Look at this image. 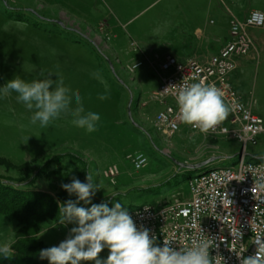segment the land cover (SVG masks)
Returning a JSON list of instances; mask_svg holds the SVG:
<instances>
[{
    "label": "rangeland",
    "instance_id": "obj_1",
    "mask_svg": "<svg viewBox=\"0 0 264 264\" xmlns=\"http://www.w3.org/2000/svg\"><path fill=\"white\" fill-rule=\"evenodd\" d=\"M239 10L264 12V0H0V88L16 76L31 81L52 72V80L62 77L64 86L80 92L85 109L101 117L92 133L74 126L70 116L42 128L30 123L33 111L15 92L0 94V179L35 176L31 188L59 205L61 195L77 200L61 185L74 178L86 182L90 171L100 187L92 204L111 208L116 201L130 211L176 193L187 196L190 177L236 164L244 145L231 135L184 129L168 138L157 131L152 120L159 108L151 98L157 58L169 54L183 61L206 55L213 44L221 48L229 14ZM250 37L252 49L238 60L232 81L264 119V28L251 30ZM135 63L141 66L134 69ZM102 94L108 98L100 100ZM245 152L247 160L264 161V135ZM135 153L147 157L140 171L128 158ZM109 166L118 170L112 179L105 176ZM76 226L46 222L37 239L49 248ZM16 230L15 222L0 216V242L15 238ZM108 254L105 248L99 258Z\"/></svg>",
    "mask_w": 264,
    "mask_h": 264
},
{
    "label": "built area",
    "instance_id": "obj_2",
    "mask_svg": "<svg viewBox=\"0 0 264 264\" xmlns=\"http://www.w3.org/2000/svg\"><path fill=\"white\" fill-rule=\"evenodd\" d=\"M263 28L264 12L253 10L242 19L229 14L228 39L215 54L184 61L170 55L157 58L158 83L151 100L160 109L152 120L154 128L168 138L177 135L183 126L191 134H204L179 120L175 100L180 87L204 81L221 89L232 106L227 124L223 122L208 134L231 135L244 145L236 164L190 177L187 196L176 193L155 205L128 211L137 228L149 229L150 237L155 236L160 246L164 238L173 240L172 247L177 250L191 246L193 241L209 240L210 256H220L215 264H240L236 252H243L242 257L254 255L257 245L253 241L264 237V161L247 160L245 152L246 145H255L264 135V119L251 111L232 82L238 60L252 49L250 31ZM136 65L138 68L141 63ZM128 158L135 171L147 165L142 153ZM117 175L116 166L106 169L107 178Z\"/></svg>",
    "mask_w": 264,
    "mask_h": 264
},
{
    "label": "clouds",
    "instance_id": "obj_3",
    "mask_svg": "<svg viewBox=\"0 0 264 264\" xmlns=\"http://www.w3.org/2000/svg\"><path fill=\"white\" fill-rule=\"evenodd\" d=\"M51 74L49 72L45 78L31 81L16 76L0 88V94L6 97L15 92L17 101L33 111L30 117L32 125L38 123L43 128L61 117L70 116L74 126L88 133L96 131L100 115L87 111L80 92L64 86L62 77L56 75L58 78L52 80ZM40 75L44 76V73ZM101 83L104 81L101 80ZM105 89L107 93V85ZM107 98V94L99 96L100 100ZM175 100L179 120L204 134L214 131L232 111L223 91L204 81L180 87ZM61 187L70 196L74 194L77 200L70 199L61 204L58 223L66 226L75 222L77 226L71 228L67 239L40 251V258L47 259L49 264H82L90 261L95 264H215V258L220 257L210 256L211 244L204 239L193 241L191 246L179 250L172 247L173 240L170 239L164 238L163 246L158 245L157 238L150 237L149 229L142 226L137 228L127 207L121 202L115 201L111 208L106 203L92 204V197L100 187L94 182L90 171H87L86 182L74 178L71 183ZM80 201L91 204V207L77 206ZM238 238H242L241 232ZM253 242L257 249L254 255L248 257H242L243 252L231 249L236 252L240 264H264V237H257ZM14 243L12 237L0 242V257L7 260L13 258ZM105 248L109 254L106 259H101L100 253Z\"/></svg>",
    "mask_w": 264,
    "mask_h": 264
},
{
    "label": "trees",
    "instance_id": "obj_4",
    "mask_svg": "<svg viewBox=\"0 0 264 264\" xmlns=\"http://www.w3.org/2000/svg\"><path fill=\"white\" fill-rule=\"evenodd\" d=\"M35 176L17 182L0 179V216L13 221L17 225L13 258L7 260L0 257V264H49L41 259L39 253L46 249L37 239L42 224L50 222L60 225L59 208L68 201L65 195L56 200L44 192L31 188Z\"/></svg>",
    "mask_w": 264,
    "mask_h": 264
},
{
    "label": "crops",
    "instance_id": "obj_5",
    "mask_svg": "<svg viewBox=\"0 0 264 264\" xmlns=\"http://www.w3.org/2000/svg\"><path fill=\"white\" fill-rule=\"evenodd\" d=\"M233 5V4H232ZM250 10V9H249ZM247 11L246 10H239L238 11V16H236V15H234L232 12H231V14L233 15V16H235V17H237V18H240V16H241V18H244L246 15H245V13H246ZM221 45L220 44H213L212 45V47H208L209 49H206L208 52L206 53V55H204V56H201L200 58H195V59H205V58H207V57H209V56H211V55H213V53L214 52H216V50H218V49H220L219 47H220ZM167 55H169V54H167ZM170 56H172V55H170ZM174 57V56H173ZM176 58V57H175ZM193 59H194V57H192ZM192 58H188V59H192ZM177 59V58H176ZM177 60H179V59H177ZM180 61V60H179ZM184 61V60H183ZM239 63V62H238ZM237 63V64H238ZM238 66V65H237ZM239 67V66H238ZM236 73V72H235ZM233 82V81H232ZM157 83H158V81H157ZM156 87H157V85H156ZM154 104V103H153ZM156 105V104H155ZM158 108H159V106H158ZM160 109V108H159ZM158 109V110H159ZM157 110V111H158ZM156 111V112H157ZM184 129L185 130H187L186 128H184V126L181 128V130H180V132L183 130L184 131ZM188 131V130H187ZM179 132V133H180ZM176 136V135H175ZM61 225V224H60ZM68 225V224H67Z\"/></svg>",
    "mask_w": 264,
    "mask_h": 264
},
{
    "label": "water",
    "instance_id": "obj_6",
    "mask_svg": "<svg viewBox=\"0 0 264 264\" xmlns=\"http://www.w3.org/2000/svg\"><path fill=\"white\" fill-rule=\"evenodd\" d=\"M211 163V161H208V162H206L203 166H207L208 164H210Z\"/></svg>",
    "mask_w": 264,
    "mask_h": 264
}]
</instances>
